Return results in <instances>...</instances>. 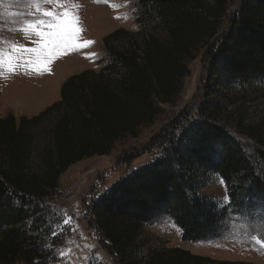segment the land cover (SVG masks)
Returning <instances> with one entry per match:
<instances>
[{
  "label": "trees",
  "instance_id": "16d2710c",
  "mask_svg": "<svg viewBox=\"0 0 264 264\" xmlns=\"http://www.w3.org/2000/svg\"><path fill=\"white\" fill-rule=\"evenodd\" d=\"M138 1L139 28H116L103 37L108 60L100 69L69 75L59 99L31 117H0V264H49L56 239L50 238L46 201L60 176L78 161L108 154L117 140L136 137L161 105L179 95L186 60L199 47L209 46L214 89L264 82V0H239L214 43L230 0ZM222 111L220 102L200 104L197 119L160 134L158 156L91 204L99 241L121 264H253L178 246L151 250L145 258L136 254L142 226L161 217L173 221L184 242L216 239L231 221L264 222V168L220 124ZM43 121L49 123L47 140L37 150L34 131ZM243 134L254 138L264 164V137ZM212 174L226 186V205L200 193Z\"/></svg>",
  "mask_w": 264,
  "mask_h": 264
},
{
  "label": "rangeland",
  "instance_id": "374dc122",
  "mask_svg": "<svg viewBox=\"0 0 264 264\" xmlns=\"http://www.w3.org/2000/svg\"><path fill=\"white\" fill-rule=\"evenodd\" d=\"M238 3L229 1L226 17L210 42L222 34ZM139 11L138 0H0V117L8 113L16 118L31 117L59 99L60 86L69 75L100 69L108 60L103 37L116 28L136 31ZM46 12L52 15L46 16ZM65 19L71 21L75 39L45 48L47 37L42 33L56 30L48 26L50 22ZM41 21L44 23L36 28L35 22ZM208 49V45L201 46L194 59L186 60L189 72L181 92L173 102L161 105L162 112L142 126L136 137L117 140L108 154L78 161L60 176L58 190L46 201L50 238L56 239L49 247V264H121L99 241L89 212L91 204L116 181L158 156L160 134L171 128L180 130L197 119L202 103L220 102L223 111L218 121L240 140L257 161L256 166L264 168L256 155L254 138L243 134V130L256 131L264 137V82L214 89L207 69ZM48 124L43 121L34 131L37 150L47 140ZM200 193L220 205L228 201L226 186L215 174L205 180ZM136 243V254L141 258L151 250L178 246L214 259L264 264V222L258 220L231 221L228 230L216 239L184 242L173 221L161 217L142 226Z\"/></svg>",
  "mask_w": 264,
  "mask_h": 264
},
{
  "label": "snow or ice",
  "instance_id": "6c2138e0",
  "mask_svg": "<svg viewBox=\"0 0 264 264\" xmlns=\"http://www.w3.org/2000/svg\"><path fill=\"white\" fill-rule=\"evenodd\" d=\"M46 16H51L52 13L46 12ZM44 22H35V27L40 28L41 24ZM32 26V25H30ZM49 27H54L56 30L51 32L42 33L47 37L45 40V48H55L59 47L63 44L68 43L75 39L74 29L72 27V23L69 20H61L59 22L52 21L48 25ZM91 43V42H89ZM30 51H39L38 49H30Z\"/></svg>",
  "mask_w": 264,
  "mask_h": 264
}]
</instances>
